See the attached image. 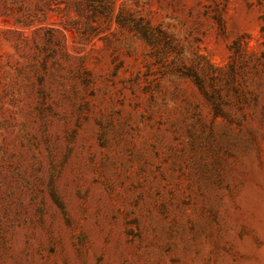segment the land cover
<instances>
[{
  "label": "rangeland",
  "instance_id": "374dc122",
  "mask_svg": "<svg viewBox=\"0 0 264 264\" xmlns=\"http://www.w3.org/2000/svg\"><path fill=\"white\" fill-rule=\"evenodd\" d=\"M0 264H264V0H0Z\"/></svg>",
  "mask_w": 264,
  "mask_h": 264
}]
</instances>
